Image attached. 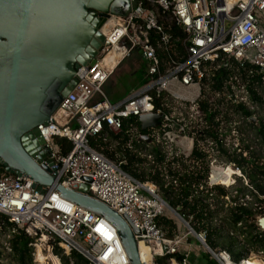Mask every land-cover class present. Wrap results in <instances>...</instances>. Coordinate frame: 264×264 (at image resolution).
Instances as JSON below:
<instances>
[{
	"label": "built area",
	"instance_id": "built-area-1",
	"mask_svg": "<svg viewBox=\"0 0 264 264\" xmlns=\"http://www.w3.org/2000/svg\"><path fill=\"white\" fill-rule=\"evenodd\" d=\"M166 26L178 28L182 37H174ZM103 28L107 46L96 64L77 70L85 71L82 78L48 125L38 126L52 151L58 182L71 191L86 184L88 196L139 230L135 239L138 246L143 242L149 247V264H160V259L163 264H189L192 240L217 264H249L253 259L264 264L259 255L248 254L236 262L228 252L212 250L205 234H197L169 207L154 184L134 179L123 170V163L109 160L91 147V141L99 136L120 133L125 119L160 114L161 126L146 134L152 145L172 151H166L168 155L189 156L203 125L198 108L202 84L210 78L211 69H218L208 65L225 57L234 59L238 69L255 66L264 84V0H139L127 17L110 16ZM172 50L175 57L170 55ZM138 51L145 62L146 83L121 101L111 102L104 87ZM161 54H167V59ZM111 55H117L115 61H109ZM173 105L177 108L172 109ZM142 135L135 137L140 141ZM56 138L71 142L69 154L64 155L55 145ZM172 146L178 152H173ZM212 176L208 182L216 181ZM33 185L29 178L0 174V214L34 239L32 247L47 243L65 256L75 251L90 264H131L117 229L107 219L74 204L55 189L45 188L41 193ZM166 214L176 215L186 233L175 222L177 233L169 237L158 224ZM4 226L1 222L0 230ZM177 255L182 259L177 260Z\"/></svg>",
	"mask_w": 264,
	"mask_h": 264
},
{
	"label": "trees",
	"instance_id": "trees-1",
	"mask_svg": "<svg viewBox=\"0 0 264 264\" xmlns=\"http://www.w3.org/2000/svg\"><path fill=\"white\" fill-rule=\"evenodd\" d=\"M166 30L174 37H182L176 27L166 26ZM170 55L175 57L174 50ZM167 59V54H161ZM218 66L217 70L211 69L210 78L202 84L201 98L198 108L202 115L203 125L197 130L194 147L189 156L172 154L168 155L160 145H147L138 141L136 134H147L141 131L139 119L134 117L125 119L120 133L108 132L107 136H99L91 141V147L105 155L109 160L123 163V170L134 179L154 184L160 197L177 211L191 228L197 233L205 234L207 245L212 250H222L231 254L234 261L245 259L248 251L245 243L256 246L257 251L264 254V236L259 233L256 222L257 216H264V158L258 156L250 145L230 151L226 147V137L231 131H240L230 114L240 116L245 121V128L253 132L255 141L264 150V120L258 124L251 123L255 112L243 103L231 99L232 85L244 88L254 104L262 106L263 97L256 89L261 88L263 76L255 66L238 69L234 59L222 57L209 68ZM145 76V72H144ZM146 81L143 79L141 86ZM138 89V88H137ZM157 107L160 101H156ZM167 112V110H164ZM228 125L234 126L227 127ZM238 129V130H237ZM55 145L64 155L72 150L71 142L66 139L56 138ZM147 148V155L142 157L139 146ZM114 146V147H113ZM216 148L229 164L249 181V188L239 190L241 197L232 200L234 205H227L223 199L228 196L227 189L221 186H208L210 175L209 148ZM0 174H6L0 169ZM250 196L252 201L246 200ZM223 199V201H222ZM226 213L225 216H221ZM5 224L1 232H11L9 240L10 260L16 264H32V246L34 239L28 237L23 231L11 224L8 218L0 214V223ZM158 224L167 231L169 237L177 233V225L166 216L158 219ZM243 235V242L232 232ZM235 233V234H236ZM63 264H90L83 256L73 251L70 256H65L57 246L53 248ZM177 260L182 256L177 255ZM163 264L164 260H157ZM214 262V261H213ZM215 263V262H214Z\"/></svg>",
	"mask_w": 264,
	"mask_h": 264
},
{
	"label": "water",
	"instance_id": "water-1",
	"mask_svg": "<svg viewBox=\"0 0 264 264\" xmlns=\"http://www.w3.org/2000/svg\"><path fill=\"white\" fill-rule=\"evenodd\" d=\"M139 0H0V166L6 174L29 178L41 192L58 191L64 198L107 219L116 229L131 264H143L135 234L139 230L105 204L86 193L88 186L71 191L57 180L52 151L38 126L48 125L62 100L77 85L82 67H93L105 46L101 32L110 16L125 18ZM76 33L88 30L73 51L33 48L29 31L35 22L72 15ZM79 33V32H78ZM140 57L142 52L138 51ZM234 100V97H231ZM162 115L139 118L141 131L161 126ZM251 121L255 123V119ZM141 141L151 143L146 135ZM90 182L89 179H85ZM264 232V217L258 219Z\"/></svg>",
	"mask_w": 264,
	"mask_h": 264
},
{
	"label": "rangeland",
	"instance_id": "rangeland-1",
	"mask_svg": "<svg viewBox=\"0 0 264 264\" xmlns=\"http://www.w3.org/2000/svg\"><path fill=\"white\" fill-rule=\"evenodd\" d=\"M144 72H145V62L144 60L139 56V54L136 52L134 55L125 60L122 65L119 67V69L116 71V73L113 75V77L110 79V81L107 83V85L104 87V92L108 96V98L111 100V102H116L118 100H122L128 95H130L132 92H134L139 86L141 85L143 79H144ZM234 87V94L230 95V97H234L235 102L243 103L246 107L250 108V110L254 111L255 114L253 118L255 119L254 124H258L259 120H264V104L262 106L258 104H254L252 100L249 97V94L247 93L246 89L244 88H238L237 86ZM257 93L263 97L264 100V85L261 88L256 89ZM232 99V98H231ZM177 108V105H173L172 109ZM231 118H233V121L236 123L237 128L239 127L240 131H231L229 136L226 137V147L230 148V151H235L240 148L244 149L245 145H250L254 151L257 153L258 156H262L264 158V150L261 149L260 145L255 141V135L253 132L248 131L245 128V121L240 116L230 114ZM251 123H253L250 120ZM227 127H232V130H235L234 126L228 125ZM238 130V129H237ZM141 141V140H140ZM144 142V141H141ZM145 143V142H144ZM147 145H152L151 143H146ZM114 147V146H113ZM143 145H140V150L143 149ZM214 147V146H213ZM173 152L177 151L174 146L171 147ZM147 148L142 150L141 155L142 157H145L147 155ZM167 152H170L169 149H165ZM209 160L210 161V175L209 179L213 174H219L221 173L222 169L230 168L231 173L227 177H229V183L224 182L223 180L215 179V182H208L209 187L214 186H221L228 190L229 194L227 197L223 198L226 200L227 205H234L232 203V200L239 196L241 197V194L239 193V190L245 187H249V181L242 175L241 171L235 168L233 164H229L227 160L221 156L219 152H217L216 148L214 147L209 148ZM172 152V151H171ZM170 152V153H171ZM178 152V151H177ZM222 199V201H223ZM246 200L252 201V198L248 195L246 196ZM166 213H169L168 211ZM226 213H222L221 216H225ZM174 223L176 222L178 227H180V231L182 233H186V228L184 227V224H181L178 220L175 218L176 215L173 216L166 214ZM264 216L260 215L257 216V220L262 218ZM180 225V226H179ZM0 230V264H16L12 260H10V250L9 248V240L12 238L11 232L3 233ZM259 233H261L264 236V232L259 228ZM236 233V232H235ZM234 231L232 232V235H236L239 237V240H243V235H239L238 233L235 234ZM192 239V238H190ZM243 242V241H242ZM248 254H254L259 255V257H264L263 255L258 254L256 246H252L251 243H248V241L244 244ZM39 246V247H38ZM142 247V245H141ZM140 247V248H141ZM41 248V249H40ZM54 248V247H53ZM52 246L49 247L47 243H40L37 246L32 247V264H41L39 261V254H41L48 258V256L53 255L56 259H58L60 264H63L61 259L54 254ZM143 248V247H142ZM190 258L189 262L191 264H215L213 260L204 252L201 251V255L198 259L192 260ZM261 261L260 259H257ZM48 262V261H47Z\"/></svg>",
	"mask_w": 264,
	"mask_h": 264
},
{
	"label": "bare ground",
	"instance_id": "bare-ground-1",
	"mask_svg": "<svg viewBox=\"0 0 264 264\" xmlns=\"http://www.w3.org/2000/svg\"><path fill=\"white\" fill-rule=\"evenodd\" d=\"M72 16L73 14L45 21L35 22L32 25L28 36L31 46L33 48H39L43 51L53 53L56 52V50H58L59 48H68L70 51H73L77 44H83L87 40V37L90 32L86 29L84 31L79 30L75 33L72 25ZM102 29L103 33H105V29L103 27ZM116 56L111 55L109 61H115ZM231 172V169L228 167L222 169L221 173L219 174H213L212 178L213 180L219 179L223 180L226 183H229V177L227 176L230 175ZM141 245L143 248L141 247ZM139 254L141 262L143 264L150 263V249L143 242L139 244ZM39 261L41 264H60L58 259H56L53 255H50L48 256V258H45L41 254V252L39 254ZM249 264L262 263L257 259H253L249 262Z\"/></svg>",
	"mask_w": 264,
	"mask_h": 264
},
{
	"label": "crops",
	"instance_id": "crops-1",
	"mask_svg": "<svg viewBox=\"0 0 264 264\" xmlns=\"http://www.w3.org/2000/svg\"><path fill=\"white\" fill-rule=\"evenodd\" d=\"M118 101H121V99L120 100H118ZM118 101H116V102H118ZM182 144H184V143H182ZM187 145V144H186ZM178 147V150H179V146H177ZM188 152L190 151L189 149H190V146L188 145ZM191 243H192V246H193V252H192V255H191V259L192 260H195V259H198L199 258V256L201 255V251L203 250L201 247H200V245L198 244V242H195L194 243V240H192L191 241ZM191 260V261H192ZM189 264H191V263H189ZM215 264H217L216 262H215Z\"/></svg>",
	"mask_w": 264,
	"mask_h": 264
}]
</instances>
